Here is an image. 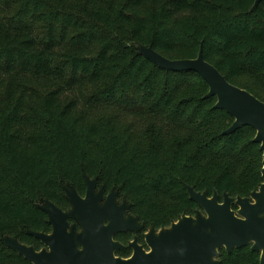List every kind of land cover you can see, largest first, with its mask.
<instances>
[{"label":"trees","instance_id":"trees-1","mask_svg":"<svg viewBox=\"0 0 264 264\" xmlns=\"http://www.w3.org/2000/svg\"><path fill=\"white\" fill-rule=\"evenodd\" d=\"M255 1L0 0V264H33L5 238L39 250L29 231H52L40 205L68 204L64 187L84 191L86 175L118 190L145 230L201 209L186 185L221 201L259 189L256 129L224 134L235 118L206 97L198 72L162 69L139 51L192 59L203 48L264 101V0ZM251 246L220 249V264H259Z\"/></svg>","mask_w":264,"mask_h":264},{"label":"water","instance_id":"water-1","mask_svg":"<svg viewBox=\"0 0 264 264\" xmlns=\"http://www.w3.org/2000/svg\"><path fill=\"white\" fill-rule=\"evenodd\" d=\"M262 0H256V8ZM140 53L160 68L173 71H196L209 84L206 97L217 96L215 108L224 109L235 120L225 130L231 134L241 126L256 129L254 141L263 151L264 178V101L248 90L232 84L221 71L204 58L203 48L196 58L169 59L152 45L139 44ZM87 197L82 198L72 187L65 186L73 207L64 211L54 202L46 200L40 207L48 214L52 232L29 231L49 249L37 251L33 246L16 238H5V244L23 255L33 264H220V249L231 253L235 248L251 244L260 252L259 264H264V182L249 196L233 197L224 193L223 201L217 191H197L186 185L189 196L201 207L195 215H184L170 227L157 231L154 227L146 234L151 247L146 251L137 239L130 243L134 253L122 258L115 253L125 246L114 240L119 232L140 231L143 225L136 216H126L131 204L118 205L116 191H112L104 205L100 204L103 190L95 192L97 178L86 175ZM96 199V200H95ZM234 205L237 209H234ZM81 226H70L69 219ZM109 220L108 224L105 222Z\"/></svg>","mask_w":264,"mask_h":264},{"label":"flooded vegetation","instance_id":"flooded-vegetation-1","mask_svg":"<svg viewBox=\"0 0 264 264\" xmlns=\"http://www.w3.org/2000/svg\"><path fill=\"white\" fill-rule=\"evenodd\" d=\"M67 187H72V185L71 186H67ZM74 187V186H73ZM75 188V187H74ZM64 189H65V187H64ZM76 189V188H75ZM100 190H103V192H102V198L100 199V204L101 205H104L105 204V202L107 201V199H108V197H109V195H110V193L112 192V191H116L117 193H116V197H115V201H116V203L118 204V205H121L124 201H127L126 199H123V200H121V196H120V192L118 191V190H116V189H111L110 191H105V189H104V187H101V186H99V184H98V181H97V186H96V189H95V192L96 193H98ZM76 191H77V193L82 197V198H84V199H86V197H87V183H86V188H85V190L84 191H79L78 189H76ZM65 193H66V190H65ZM66 197H67V200H68V204H65V205H63V206H59L57 203H55L58 207H60L62 210H64V211H70L71 209H72V207H73V204H72V202H71V200H70V197H69V195L66 193ZM48 200V199H47ZM96 200V199H95ZM50 201H52V200H50ZM46 202V201H45ZM53 202V201H52ZM128 202V201H127ZM40 205V204H39ZM41 205H45V203L44 204H41ZM62 207H66V208H62ZM69 207V208H68ZM130 209H131V207H130ZM130 209L128 210V212H127V217L128 216H130V215H132V216H134L133 214H131L130 213ZM137 217V216H136ZM69 222H70V226L72 225V224H76V229H77V231H80L81 230V226H80V223L76 220V219H73V218H70L69 219ZM109 223V220H107L106 222H105V224H108ZM139 223H141L140 222V220H139ZM142 225H143V229L142 230H140V231H126V232H119V233H116L115 235H114V240L115 241H119V242H121L124 246H125V248L124 249H119V250H126L127 248H130L131 249V254H129V256H126V257H124V256H120L119 254H118V251L119 250H117L116 251V255L117 256H119V257H122V258H130V257H132V255H133V253H134V247L133 246H131L130 245V243H133L136 239H137V242H138V244L139 245H141V246H143V248L146 250V251H150L151 250V247L148 245V243H147V241H146V234L149 232V230L151 229V228H153V227H151V228H148V229H146L145 230V226H144V224L143 223H141ZM155 228V227H154ZM156 229V228H155ZM162 229V228H161ZM52 230H53V228H52ZM157 231H159L160 229H156ZM52 232V231H51ZM51 232H49V233H51ZM127 232H129V234L130 235H133L132 236V239H130L128 242H125L123 239L121 240L119 237H120V233H127ZM126 236V235H125ZM41 241V240H40ZM42 242V241H41ZM42 244H43V246L39 249V250H37V249H35V250H37V251H42V249H44V248H47V249H49L48 248V246L47 245H45L43 242H42ZM30 246H32V245H30ZM218 259H219V257H218Z\"/></svg>","mask_w":264,"mask_h":264},{"label":"rangeland","instance_id":"rangeland-1","mask_svg":"<svg viewBox=\"0 0 264 264\" xmlns=\"http://www.w3.org/2000/svg\"><path fill=\"white\" fill-rule=\"evenodd\" d=\"M124 198L123 197H121V200H123ZM221 201V200H220ZM222 201H223V199H222ZM69 208V207H68ZM165 228V227H164ZM132 236L133 235H121L119 238L122 240H124L125 242H128L130 239H132ZM131 254V253H130Z\"/></svg>","mask_w":264,"mask_h":264}]
</instances>
